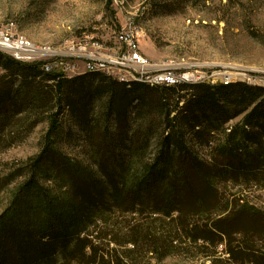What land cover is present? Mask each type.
<instances>
[{
    "label": "trees",
    "instance_id": "obj_1",
    "mask_svg": "<svg viewBox=\"0 0 264 264\" xmlns=\"http://www.w3.org/2000/svg\"><path fill=\"white\" fill-rule=\"evenodd\" d=\"M26 108L49 126L11 176L23 182L0 214V264H264V213L221 188L264 177V86L69 78L0 52L1 128ZM65 113L84 159L59 147Z\"/></svg>",
    "mask_w": 264,
    "mask_h": 264
},
{
    "label": "rangeland",
    "instance_id": "obj_2",
    "mask_svg": "<svg viewBox=\"0 0 264 264\" xmlns=\"http://www.w3.org/2000/svg\"><path fill=\"white\" fill-rule=\"evenodd\" d=\"M0 28H9L14 40L22 37L39 50L23 62L39 58L33 63H55V72L69 78L85 74L89 62L101 63V59H116L122 65L110 68L114 76L139 75L141 71L133 66L127 69V49L121 42L122 36L133 32L139 52L154 68L197 71L201 84L264 86V0H0ZM0 52L15 58L10 51ZM136 112L134 107L129 116L134 118ZM46 119L26 108L11 124L0 126V214L23 182L11 176L42 148L49 126ZM36 120L40 122L32 127ZM61 124L67 133L61 135L59 147L73 158L84 159L88 149L68 113ZM259 180L261 184L250 182L243 189L225 184L221 188L226 196H241L264 213V177ZM42 184L53 187L50 182ZM256 246L264 249L261 243ZM190 254L167 263L204 262Z\"/></svg>",
    "mask_w": 264,
    "mask_h": 264
},
{
    "label": "built area",
    "instance_id": "obj_3",
    "mask_svg": "<svg viewBox=\"0 0 264 264\" xmlns=\"http://www.w3.org/2000/svg\"><path fill=\"white\" fill-rule=\"evenodd\" d=\"M13 26L14 24L8 25V27H13ZM12 35L13 34H11L9 28H0V44L5 46L6 49L11 50L12 54L15 56V59H20V61H22L25 58V56H29L28 55L29 53L30 55L34 53H39V50L36 49L35 47H32L29 44V42H22L21 37H17L14 40ZM121 38H122L121 39L122 44H125L127 49V55H128L127 60L129 62V64L127 65V67L129 68L127 69L132 70L130 66H133L134 69L141 71L139 75L134 76L137 77L138 80L150 79L151 81L177 83L178 80H196V79H201L202 77L197 73V71L195 73L190 74L189 73L190 71H188L187 69H180L181 67H172V66L167 67L164 65L163 66L155 65L154 68L153 64H151V62L139 52V46H136L135 36L133 32H130L129 34H125ZM19 51H24L25 53H23V55H20L18 53ZM46 53L49 52L46 51ZM27 60H31L29 61L31 63L40 61L39 58H33ZM101 60H102L101 63L89 62L87 70H91L94 68H104V71H110V68L112 67L122 66L121 64H119L118 61H115L116 59H110V60L101 59ZM54 65L56 64L51 62H45L44 67H49V69H55ZM105 68H109V69L105 70ZM117 78H126V77L121 75L118 76Z\"/></svg>",
    "mask_w": 264,
    "mask_h": 264
},
{
    "label": "bare ground",
    "instance_id": "obj_4",
    "mask_svg": "<svg viewBox=\"0 0 264 264\" xmlns=\"http://www.w3.org/2000/svg\"><path fill=\"white\" fill-rule=\"evenodd\" d=\"M22 38V37H21ZM22 40V39H21ZM23 42V41H22ZM136 42V41H135ZM136 46H139L138 43L136 42ZM2 48V49H1ZM0 49L2 51H10L9 49H6L5 46L1 45L0 44ZM24 51H19L18 53H23ZM6 53V52H5ZM4 53V54H5ZM10 54V53H9ZM8 54V55H9ZM10 56V55H9ZM14 58V57H12ZM15 59V58H14ZM15 60H18L20 61L19 59H15ZM44 64L45 63H42V67L44 68V70L48 73H54L55 70L54 69H49V67H44ZM92 71H97V72H103L105 73L106 75L108 76H111L113 78H116L118 79L119 81H123V82H129V81H139V82H144V83H147L149 85H158V86H167V87H176V86H179V85H182V84H198V83H201V79H196V80H178L177 83L176 82H161V81H151L150 79H139L137 77H133L132 79H129V78H117L116 76L112 75L110 71H104V68H94V69H91V70H87V72H92ZM86 72V73H87ZM190 74L194 73V72H189ZM189 75V74H188ZM190 76V75H189ZM203 82V81H202ZM204 83V82H203ZM225 85H227V83H224Z\"/></svg>",
    "mask_w": 264,
    "mask_h": 264
}]
</instances>
